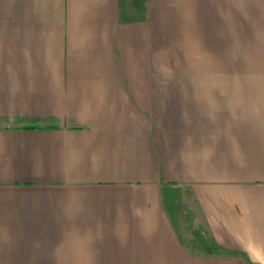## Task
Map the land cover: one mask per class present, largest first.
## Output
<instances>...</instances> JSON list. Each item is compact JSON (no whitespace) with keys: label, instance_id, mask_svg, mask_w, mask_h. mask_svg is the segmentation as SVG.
I'll use <instances>...</instances> for the list:
<instances>
[{"label":"crops","instance_id":"1","mask_svg":"<svg viewBox=\"0 0 264 264\" xmlns=\"http://www.w3.org/2000/svg\"><path fill=\"white\" fill-rule=\"evenodd\" d=\"M189 260L264 264V0H0V264Z\"/></svg>","mask_w":264,"mask_h":264},{"label":"rangeland","instance_id":"2","mask_svg":"<svg viewBox=\"0 0 264 264\" xmlns=\"http://www.w3.org/2000/svg\"><path fill=\"white\" fill-rule=\"evenodd\" d=\"M253 49V48H251ZM243 48H236L237 57L241 56L243 57ZM171 53L173 55L172 58V71L175 70L180 71V75L182 76H195L196 75V48H171ZM168 53L166 52V56ZM252 72L259 73V67L257 65L254 66V61L252 60ZM168 72L167 68L165 70ZM173 75V74H172ZM177 75V74H176ZM179 195V194H178ZM169 201V205H171L172 211L176 212L179 211H186L188 213H183L182 222L187 224L189 227L194 225L195 223V217H194V211L189 207H194V202L190 196V191H188L187 199L183 197H179L174 195L170 196L169 198H166ZM195 236L191 237V240L194 239ZM189 264H199L196 261L189 260Z\"/></svg>","mask_w":264,"mask_h":264}]
</instances>
